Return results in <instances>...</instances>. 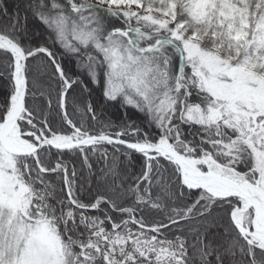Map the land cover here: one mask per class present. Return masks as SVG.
Returning <instances> with one entry per match:
<instances>
[{"label":"snow or ice","instance_id":"obj_1","mask_svg":"<svg viewBox=\"0 0 264 264\" xmlns=\"http://www.w3.org/2000/svg\"><path fill=\"white\" fill-rule=\"evenodd\" d=\"M0 264H264V0H0Z\"/></svg>","mask_w":264,"mask_h":264},{"label":"trees","instance_id":"obj_2","mask_svg":"<svg viewBox=\"0 0 264 264\" xmlns=\"http://www.w3.org/2000/svg\"><path fill=\"white\" fill-rule=\"evenodd\" d=\"M7 2L10 5H17L19 4V0H7ZM57 55L59 56V51H57ZM40 62H35L33 65V75H38L36 72L37 67L39 66ZM62 63H64L67 67L73 68L74 69V65L72 63V61L68 58L65 57L64 60L62 61ZM50 71V70H49ZM71 74V73H70ZM38 78H40L38 76ZM44 81H47V77H43L42 78ZM101 90L99 88H95L94 91L92 92L91 97H88V95L85 93L82 96L79 97V100L81 102H86L88 99H91L92 102L94 104H96L98 101L101 100ZM53 104H55V93L53 92ZM73 111V95L69 94V113L71 114ZM100 109L98 108V113H99ZM117 113H119V115H123L124 113V109L120 106H116V107H109L107 109V111L101 116L102 120H107V119H111L114 121H117V123L119 122L117 120ZM128 113L131 117V119L135 120L137 124H143V117L141 114L136 113L135 110L133 109H128ZM53 115H55V113H53ZM74 120H76L77 122H79L80 120V115L79 114H74L72 117ZM138 168V165H137Z\"/></svg>","mask_w":264,"mask_h":264}]
</instances>
